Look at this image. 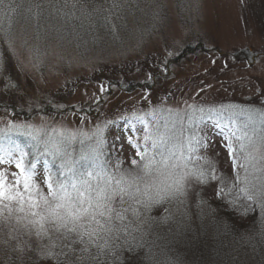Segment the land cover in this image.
I'll use <instances>...</instances> for the list:
<instances>
[{
  "label": "rangeland",
  "instance_id": "374dc122",
  "mask_svg": "<svg viewBox=\"0 0 264 264\" xmlns=\"http://www.w3.org/2000/svg\"><path fill=\"white\" fill-rule=\"evenodd\" d=\"M98 3L107 8L111 0L108 3L98 0ZM157 3L162 4L163 9H157ZM120 15L119 20L113 17L115 33L111 27L100 28L98 24L92 26L84 22L81 26L79 20L64 26L57 23L56 27L60 28L57 32L47 26L38 30L34 23L26 24L21 17L13 16L11 20L0 17V128L11 120L35 127L47 124L49 131L53 128L76 130L81 126L90 131L93 124L102 123L107 116L127 129L129 125L121 117L131 118L136 113L144 115L153 139L163 137L170 128L179 141L175 142L174 154L169 157L164 151L165 144L158 143L159 148L155 150L152 139L143 141L145 123L130 119L134 141L141 151L147 147L156 161L146 177L149 182L164 187L181 171L195 173L204 163L197 161L196 156L206 155L217 169L216 174L226 176L229 185L239 180L244 186L246 177L257 183L264 176V172L259 171L264 168L259 153L245 160L240 143H235L236 155L229 157L218 135L219 129L212 130L215 139L206 153L199 148L191 153L187 148L191 132L184 130L189 129V116L199 122L203 115L204 124L210 123L207 113H193L188 105L208 108L243 104L251 97V106H261L254 94L264 87V0H138ZM5 32H10L11 45L4 37ZM98 36L99 42H94ZM166 43L170 46L165 47ZM169 51L179 54L168 57ZM165 58L169 60L166 70ZM150 111L152 116L145 115ZM162 120L163 127L160 126ZM221 122L228 123L226 119ZM124 134L127 136L129 132L125 130ZM10 135L15 141L30 142L15 132ZM111 135L106 132L109 143ZM55 139L62 137L55 136ZM242 142L247 144L246 140ZM8 143L0 133V146ZM78 143L91 155L94 141L78 136L64 146L71 154L65 157L69 166L75 162L73 151L79 147ZM40 149L43 153V144ZM77 154H81V150H77ZM49 157L52 159L47 161L43 156L36 161L40 181L45 161L52 172L60 171V158ZM120 158L130 161L133 150L125 146ZM81 160L79 157L78 165L75 162L72 166L75 170L88 169L87 163L79 164ZM240 164H247V172ZM124 166L127 168L129 164L126 162ZM220 187L212 181L203 190L197 189L200 197L216 209L214 215L206 212L201 218L196 207L199 198L195 195L189 198L190 228L197 236L195 240H199L200 253L198 247L175 246L168 243L170 238L166 237L156 242V256V249H164L166 256L174 257L171 260L178 256L184 264H232V257L240 253L244 264H264V246H258L254 252L249 247L253 237L259 244L260 211L240 215L226 208L216 195ZM167 226L176 228L175 224L162 225L154 231L161 230L159 234L165 237L169 232ZM2 257L0 253V264H3ZM157 260L161 262L163 258ZM138 261L146 264L142 252L134 256L126 254V264H139ZM39 264L53 262L40 260Z\"/></svg>",
  "mask_w": 264,
  "mask_h": 264
},
{
  "label": "snow or ice",
  "instance_id": "6c2138e0",
  "mask_svg": "<svg viewBox=\"0 0 264 264\" xmlns=\"http://www.w3.org/2000/svg\"><path fill=\"white\" fill-rule=\"evenodd\" d=\"M108 2L104 0V3ZM137 2L111 0L110 7L105 8L98 0H0V17L9 20L13 16L21 17L26 24L34 23L38 30L47 26L57 32L60 31L57 23L64 26L79 20L81 26L84 22L92 26L98 24L100 28L111 27L115 33L113 17L121 19L120 14ZM156 8L163 9V5L157 3ZM155 16L158 12L154 13ZM4 37L10 45L13 43L9 39L10 32H5ZM99 40L98 36L94 42ZM169 46L165 44V47ZM178 54L169 51L167 55ZM168 63L165 58V70ZM101 91H104L103 87ZM254 95L260 107L251 106V97L243 104H220L208 108L188 105L193 113H207L210 121L204 124L203 115L199 122L188 117L189 129L184 130L191 132L187 137L188 151L195 153L199 148L206 153L215 139L212 130L219 129L218 135L222 137L229 157L236 155L234 144L240 143V151L246 154L245 160L253 159V153H259V159L264 161V87ZM145 115L152 116L153 112ZM121 119L129 125L127 129L107 116L102 123L93 124L90 131H85L83 126L76 130L53 128L49 131L47 124L35 127L15 124L11 120L0 128V133L9 141L8 145L0 146V253H3V264H39L40 260L53 264H126V254L134 256L141 252L146 264H161L154 251L157 240L171 237L168 243L182 244L195 239L188 235L191 232L188 214L191 196L199 198L196 207L201 218L206 212L215 214L216 209L203 200L197 190H203L212 181L221 186L216 195L226 208L240 215L260 211L259 244L253 237L249 240V247L254 252L258 246H264V176L257 183L246 177L244 186L239 180L229 185L226 176L216 174L217 169L209 157L198 155L196 160L204 163L195 173L181 171L171 184L160 187L146 179L156 161L149 155L147 147L141 151L131 136L134 126L130 125V119L145 123L144 115L133 113L131 118ZM222 119L228 123H222ZM125 130L129 135L125 136ZM143 131L144 142L152 139L153 147L163 143L162 136L153 139L146 123ZM13 132L27 137L30 142L21 145L12 139L10 134ZM106 132L112 133L110 143ZM54 134L62 139H55ZM45 136L48 139H43ZM78 136L94 141L91 156L80 157L92 160V171L77 172L65 159L71 154L64 146L70 145ZM245 140L247 144L242 142ZM41 144L43 153L40 154L61 160L59 173L52 172L45 161L42 181L37 179L34 155L39 153ZM125 146L133 150L130 161L120 158ZM26 149H31V153ZM30 155H33L31 161L27 159ZM126 162L129 164L127 168L124 166ZM233 167H236L235 163ZM239 167L247 172V164ZM259 171L264 172V168ZM171 224L176 228L170 227L165 237L154 231ZM150 236L154 238L149 239ZM164 264L184 262L177 256ZM232 264H244L240 253L232 257Z\"/></svg>",
  "mask_w": 264,
  "mask_h": 264
},
{
  "label": "trees",
  "instance_id": "16d2710c",
  "mask_svg": "<svg viewBox=\"0 0 264 264\" xmlns=\"http://www.w3.org/2000/svg\"><path fill=\"white\" fill-rule=\"evenodd\" d=\"M165 119V120H164ZM163 120L164 121H166V122H168V120L166 119V118H163ZM163 120L160 122V126L161 127H163L164 125H165V123L163 122ZM164 129H166V128H164ZM173 131L174 130H172V129H170V128H168V129H166L165 130V133H164V135H163V143H159L160 145H163V144H165L164 146H165V149H164V151L165 152H167L166 154L169 156V157H171L173 154H174V150H173V146H174V144H175V142H179L178 141V138L176 137V135L173 133ZM18 143H20L21 145H24V144H27V143H29L28 141H21V140H16ZM78 146L79 147H75V149H74V151H73V154L75 155L74 156V160H75V162H76V164L78 163L76 160H79V157H81L82 155L81 154H85L84 156H88V157H90L91 155H90V153L87 151V152H84L83 151V149L82 148H84L83 147V145L81 144V143H78ZM76 148H77V150H81V154H77V150H76ZM159 148V145H156L155 146V150H157ZM76 150V151H75ZM168 150H171V151H173V153H169L168 152ZM26 151H29L30 153H31V149H26ZM42 152V150L40 149V151H39V153H37V154H34L35 155V159H36V161H37V159L38 158H42L43 156H45L46 158H47V161H48V159L49 158H51V157H49V155H43V154H40ZM82 152H84V153H82ZM156 152V154H157V152L158 151H155ZM80 155V156H79ZM113 155V154H112ZM114 156V155H113ZM184 158V157H183ZM29 161H31L32 159H33V155H30L28 158H27ZM52 159V158H51ZM54 161L56 162V160L54 159ZM91 162H92V160L89 158V159H83V160H81L80 162H79V164H85V163H87L88 164V169L87 168H81V169H78V170H76V171H80V172H84L85 170H87V171H92L93 170V166L91 165ZM57 164V163H56ZM73 165H75V163L73 164ZM72 165V166H73ZM78 165V164H77ZM76 165V166H77ZM71 166V167H72ZM83 169V170H82ZM167 228H170V226H167ZM158 230V229H157ZM158 232L160 233L161 232V230H158ZM188 235L191 237V236H194L195 237V239L197 238V236H196V234L194 233V231H192L191 230V232L190 233H188ZM154 237H152V239H153ZM170 239H171V237H169ZM193 240L191 243H182V245L185 247V248H190V247H195V248H197L198 249V251H199V240ZM207 240V239H206ZM205 240V241H206ZM163 241V240H162ZM201 241H204V238L203 237H201ZM156 242H159V240H157ZM175 244V243H174ZM177 244H175V246H176ZM156 248H157V246H156ZM155 251V250H154ZM156 252H157V256H156V259H162L163 258V262H165L166 260L167 261H172L171 259H174V257L172 258L171 256H166V251L164 250V249H156ZM199 253H200V251H199ZM196 254H197V252H196ZM196 254H193V255H196ZM170 257V258H169ZM161 261V262H162ZM137 263H139V264H142L141 262H137ZM135 264V263H134Z\"/></svg>",
  "mask_w": 264,
  "mask_h": 264
}]
</instances>
